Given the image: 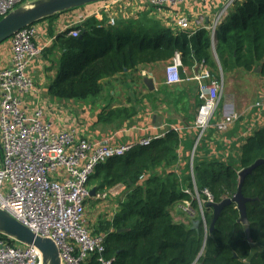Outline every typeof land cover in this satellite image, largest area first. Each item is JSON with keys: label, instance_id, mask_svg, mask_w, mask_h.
Listing matches in <instances>:
<instances>
[{"label": "trees", "instance_id": "trees-1", "mask_svg": "<svg viewBox=\"0 0 264 264\" xmlns=\"http://www.w3.org/2000/svg\"><path fill=\"white\" fill-rule=\"evenodd\" d=\"M58 15L45 20L52 21ZM132 24L135 23L111 28L90 17L74 28L79 30L77 37L69 36L70 30L57 34L54 43L61 55L55 63L56 73L48 86V95L59 100L95 98L103 91L105 82L126 75L137 81L133 75L143 67L171 63L176 55L180 57L181 69L202 65L213 79L259 69L257 76L264 81V0L234 4L226 20L217 27L214 40L203 28L189 36L156 22ZM161 83L165 86L164 80ZM167 90L161 87L154 94ZM199 105L197 100L196 111ZM122 114L131 119L136 112L116 109L103 112L98 120L107 123ZM195 133L190 148L197 137ZM181 145V135L170 129L162 137H151L148 145H135L126 157L109 159L95 167L88 182L90 190L97 193L117 186L124 190L123 199L110 218L99 216L92 225V235L105 236L103 261L264 264V164L254 169L241 187L242 196L251 200L246 203L249 238L239 223L235 204L222 210L211 232L213 212L206 207L208 198L212 203L231 199L237 192L238 172L264 160V125L243 140L234 163L197 159L196 150L192 175L189 159L184 171L177 170ZM157 170L162 173H156ZM143 174L147 177L139 181ZM184 202L190 203L194 213L188 226L175 222L171 215ZM84 264L101 262L98 255H92Z\"/></svg>", "mask_w": 264, "mask_h": 264}, {"label": "built area", "instance_id": "built-area-1", "mask_svg": "<svg viewBox=\"0 0 264 264\" xmlns=\"http://www.w3.org/2000/svg\"><path fill=\"white\" fill-rule=\"evenodd\" d=\"M23 1L0 0V18L23 6ZM147 1L160 10L185 0ZM233 1L226 4L207 28L211 40H214L216 29ZM108 8V5L103 8L107 14L104 25L112 28L115 27L116 16ZM34 26L22 29L10 38V65L0 70V210L36 236L52 241L60 264H84L92 255H98L101 264H110L101 257L105 236L92 235L93 224L87 216V205L90 199L104 201L108 196H119L123 187L95 192L91 197L89 178L98 164L126 157L135 145H148L151 137L141 138L135 143L114 145L108 140L80 136L73 130L56 131L40 108L26 112L23 95L34 90L33 79L27 73L28 67L54 41L51 37L43 44L36 43L37 30ZM74 28L76 26L70 25L60 34L70 30L68 35L77 37L79 30ZM175 28L174 31L185 32L189 36L195 32L186 18H177ZM196 67L197 73L194 72ZM194 68L191 69L194 73L188 75L181 69V64L171 62L165 68L164 78L166 85L192 81L197 85L196 95L200 105L192 127L197 137L189 160L191 175L194 151L208 131L213 129L218 134L227 133L243 114L229 111L219 115L222 75L213 79L204 66ZM259 105L254 104V108H259ZM170 129L181 135L182 129ZM146 177L141 175L139 181ZM192 185L195 186L193 180ZM194 195L202 212L195 190ZM182 211L190 216L192 209L189 202H184ZM41 259V253L36 248L0 235V264H41Z\"/></svg>", "mask_w": 264, "mask_h": 264}, {"label": "crops", "instance_id": "crops-1", "mask_svg": "<svg viewBox=\"0 0 264 264\" xmlns=\"http://www.w3.org/2000/svg\"><path fill=\"white\" fill-rule=\"evenodd\" d=\"M230 1L233 0H185L176 6H166L160 10L153 8L147 0L103 1L84 6L85 9L82 12L74 9L60 13L52 21L44 20L36 23L34 26L37 30L35 42L43 44L51 37L60 34L64 28L70 25L81 26L90 17L105 24L107 14L104 13L103 8L106 5L109 11L116 16V27L119 24L125 26L130 22L135 23L132 25L156 22L174 31L176 19L186 18L192 31L200 28L207 29ZM243 1L234 0L221 23L226 20L234 4ZM60 55L61 52L55 47L53 41L40 57L31 61L27 73L33 79L34 90L23 95L22 103L26 112L40 108L54 130H73L80 136L93 140H108L114 145L135 143L145 137L163 136L170 128H180L182 129V145L177 170L179 173L185 170L187 159L190 160V142L196 134L192 128L197 104V85L194 81L177 85L165 84L164 86L161 82L156 84L149 78L154 87L153 91H149L143 83V78L141 81H131L130 76L126 75L105 82L103 91L95 98L83 101L59 100L49 96L47 89L55 77V63ZM10 56L9 39L0 45V70L9 67ZM173 62L177 64L175 59ZM169 63L158 64L168 65ZM183 72L188 75L194 73L186 68H183ZM256 80L260 87L256 89V92L254 91L253 104L241 111L243 112L242 117L227 133L218 134L210 129L201 141L196 155L197 159L219 162L236 160L243 140L255 129L264 125V81L258 76ZM161 87H166L168 90L161 94H154ZM168 92L170 94H167ZM151 94L153 95L150 96ZM256 103H260L259 108H254ZM116 109L127 112L134 110L136 114L131 119L122 114L119 118H111L107 123L99 122L98 118L102 110L110 113ZM229 111H234L232 105L229 108H223L221 114ZM156 173L161 174L162 170H157ZM116 208L117 205L114 206V209ZM182 208L183 205H178L172 210L171 215L175 222L188 226L190 223L186 221L187 216Z\"/></svg>", "mask_w": 264, "mask_h": 264}, {"label": "water", "instance_id": "water-1", "mask_svg": "<svg viewBox=\"0 0 264 264\" xmlns=\"http://www.w3.org/2000/svg\"><path fill=\"white\" fill-rule=\"evenodd\" d=\"M103 1L107 0H36L29 7H18L0 20V45L22 29L44 21L53 15ZM175 60L180 64L179 55L175 56ZM197 71L198 67H196L195 73ZM258 72L259 69L255 71V73ZM143 83L149 91H153L154 87L151 79L143 78ZM263 164L264 160H258L252 166L238 172L239 184L237 192L231 199H223L220 203L208 202L206 204V207L212 208L213 212L209 232L213 230L214 224L222 210L231 204H235L239 212V223L244 227L247 238H249L246 203L251 200L242 196L241 187L245 178L254 169ZM89 194L91 197L94 196L95 190H90ZM0 235L9 237L21 245L36 248L41 253V264H60L57 248L52 241L36 236L2 210H0ZM248 241L250 242V239Z\"/></svg>", "mask_w": 264, "mask_h": 264}, {"label": "rangeland", "instance_id": "rangeland-1", "mask_svg": "<svg viewBox=\"0 0 264 264\" xmlns=\"http://www.w3.org/2000/svg\"><path fill=\"white\" fill-rule=\"evenodd\" d=\"M36 1V0H35ZM34 1H27L24 3V7H29L31 3ZM84 8L78 9L80 12H82ZM167 64H158L154 65L150 68L143 67L138 73L134 75L135 78H138L137 81H140L141 78H151L156 84H159L162 80L165 78V68ZM144 75V76H143ZM257 73H244L242 71H238L236 73H233L231 75H227L222 78L223 81V93H222V99L220 102V109L218 112L221 114L223 108H229L230 105L233 106V110L236 112H241L243 109L251 104H253V97L255 96L254 91L256 92V89H259V83L256 80ZM131 80V79H129ZM129 90V88H128ZM127 90V91H128ZM106 113L105 110L101 111ZM202 143V142H201ZM201 144L197 146L196 150H199ZM194 143L192 148L190 149V155L193 151ZM234 159V158H231ZM235 160H232L231 163H234ZM124 191V190H123ZM123 193H121L120 196L111 197L108 196V198L104 201H94L92 199L88 200L87 205V216L89 218L90 224L96 223L98 217H107L109 218L113 212L116 209H114V206L118 205V203L123 199ZM104 206V207H103ZM188 222H190L191 218H193L194 213L193 211L190 213V216L186 215ZM92 223V224H93ZM91 227V226H90ZM92 228V227H91Z\"/></svg>", "mask_w": 264, "mask_h": 264}]
</instances>
